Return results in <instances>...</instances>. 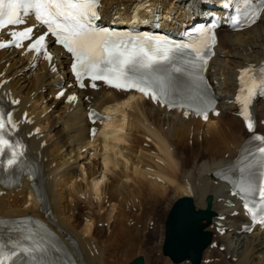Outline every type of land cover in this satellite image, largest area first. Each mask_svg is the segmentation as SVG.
Listing matches in <instances>:
<instances>
[{"label":"bare ground","instance_id":"bare-ground-1","mask_svg":"<svg viewBox=\"0 0 264 264\" xmlns=\"http://www.w3.org/2000/svg\"><path fill=\"white\" fill-rule=\"evenodd\" d=\"M141 6L166 13L177 8L174 19L182 8L179 0H103L102 10L128 15ZM145 11L139 10V15H147ZM48 50L53 54L51 62L13 48L0 50V97L17 121L15 134L25 155L39 169L44 196L41 202L27 176L17 187L0 184V220L5 221L0 241L15 239L18 233L10 229L21 224L35 234L44 230L50 243L52 237L43 224L21 219L30 214L46 221L87 264H120L108 258L118 256L113 246L126 239V203L140 208L137 196L143 190L157 196L169 189L172 194H191L198 208L206 206L207 195L212 197L215 216L207 229L213 245L204 250L202 264H264V229L241 230L248 223L242 200L233 195L228 183L214 176L238 155L246 137L264 130V100L254 105L253 132L234 114L233 103L241 69L264 61V11L247 29L217 30L206 75L218 98L219 113L207 120L192 112L185 117L183 109L168 110L151 98L102 83L96 89H77L68 73L66 54L55 45L48 44ZM59 90L64 95L56 98ZM69 96L75 100L69 101ZM89 109L107 116L90 123ZM91 126L96 127L93 136ZM144 142L151 147H144ZM186 142L195 145L196 152L190 145L186 151L180 147ZM81 208L84 213L79 220ZM96 223L109 233L98 237ZM160 229L162 242L163 225Z\"/></svg>","mask_w":264,"mask_h":264},{"label":"snow or ice","instance_id":"snow-or-ice-1","mask_svg":"<svg viewBox=\"0 0 264 264\" xmlns=\"http://www.w3.org/2000/svg\"><path fill=\"white\" fill-rule=\"evenodd\" d=\"M99 6L100 0H0V30L24 24L21 10L25 15H33L36 23L46 28V32L35 39V26L12 31L11 40L7 43L0 42V48L10 44L19 48L23 41L29 40L31 42L27 45V51H34L37 56L43 55L51 62L52 57L46 51L45 43L50 35L71 55V70L80 87L85 86V77L93 82L92 87H96L95 81L102 80L119 90L139 91L161 106L190 109L207 120L212 101L205 98L200 85L203 80L202 69L207 64L211 46L216 42L210 29L201 26L196 30V39L190 42L148 33L118 32L97 25L96 22L100 19ZM254 15L255 13L248 17L251 23H255ZM250 73V68L241 70L240 79L244 85L241 92L246 89L247 95L243 98L238 95L237 101L243 103L244 108L240 114L248 131L253 132L254 125L248 105L256 85L253 83L248 86L245 77ZM181 77H187L190 81L192 95L185 96L175 86L174 82ZM261 82L264 83V79ZM58 95L62 96L64 93ZM193 99L198 102L190 103ZM68 100H75V97L69 96ZM92 115L90 113V117ZM184 115L187 117L189 111L186 110ZM16 127L17 121L13 119L12 113L0 111V157L10 154L6 165L0 160V168L12 169L18 166L24 156V146L10 140ZM252 139L259 143L255 152L245 150L240 168L241 173L249 175L234 183L236 191L233 195L258 197V202L254 201L253 207H249L247 203L244 207L256 222L264 225V137L255 135ZM256 168L260 170L259 184L252 178L256 175L252 170ZM3 226L5 221L0 220V227ZM10 230L18 233V236L7 242L0 241V264H56L51 258L54 247L42 239H36V234L31 229L18 224ZM65 264H70V261Z\"/></svg>","mask_w":264,"mask_h":264},{"label":"rangeland","instance_id":"rangeland-1","mask_svg":"<svg viewBox=\"0 0 264 264\" xmlns=\"http://www.w3.org/2000/svg\"><path fill=\"white\" fill-rule=\"evenodd\" d=\"M261 131L264 132V130L262 129ZM142 145L146 148L151 147L150 143L145 144L144 142ZM183 145L184 146H180V147L184 148L185 151L187 148H189V145H190V147H193V149L195 150L194 152H196L195 145H192L191 143L188 144L187 142L186 144H183ZM80 152H81V149H80ZM200 155L201 156L204 155V152L202 153L201 151ZM86 160H89V159H86ZM189 160H190V155L187 161ZM143 191L144 192L140 197L137 196L138 200L140 201V208L133 207V210H132L133 214L131 213V210L130 211L128 210V207L126 208V216L131 215L133 220L134 221L137 220V221H135L134 224H127V221L125 222L124 220L123 226H124L125 235H126L125 242L123 241L124 244L119 242L118 244L120 246L119 245H115L116 247L113 246L114 252L118 253V256H114V255L109 256L110 257L108 258L109 262H112V257H113V259L118 260L120 264H128L134 257L138 255H142L148 259L147 260L145 258L146 259L145 262H147L146 264H154V263L155 264L156 263L157 264H170L168 258L166 256L164 257L162 255V252L160 251L161 246H162V242L161 241L159 242V238H160L159 236L161 232L160 228H161V225H163V228H164V219L166 217V214L172 202L177 197L181 196V193L178 192V194H172L171 191L168 189L167 192L164 194L157 195V196L153 194L154 196L152 195L150 196V194H147L148 192L146 190H143ZM105 204H106L104 205L105 208L106 207L108 208V202ZM83 213H84L83 208L80 209V212L79 211L77 212V217L79 220L83 218L82 217ZM149 218H151V220H148ZM144 221H146V223ZM96 227H97L96 234L98 237L107 235L109 233V230H107L106 226H100L98 225V223H96ZM163 233H164V229H163ZM181 264H185V263H181ZM186 264H189V263H186ZM212 264H223V262L221 263L217 261Z\"/></svg>","mask_w":264,"mask_h":264},{"label":"water","instance_id":"water-1","mask_svg":"<svg viewBox=\"0 0 264 264\" xmlns=\"http://www.w3.org/2000/svg\"><path fill=\"white\" fill-rule=\"evenodd\" d=\"M206 201V208H196L191 197L183 196L172 204L164 222L162 252L173 262L188 259L192 264L200 263L202 251L211 240V234L205 227L215 214L210 209L211 197L207 196ZM129 264H143L142 256Z\"/></svg>","mask_w":264,"mask_h":264}]
</instances>
